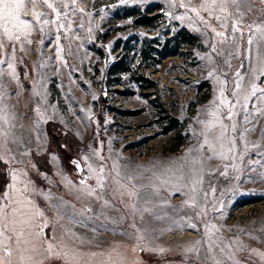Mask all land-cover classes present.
Instances as JSON below:
<instances>
[{
	"label": "rangeland",
	"instance_id": "obj_1",
	"mask_svg": "<svg viewBox=\"0 0 264 264\" xmlns=\"http://www.w3.org/2000/svg\"><path fill=\"white\" fill-rule=\"evenodd\" d=\"M48 2L0 28V228L49 224L48 264H264V0Z\"/></svg>",
	"mask_w": 264,
	"mask_h": 264
},
{
	"label": "crops",
	"instance_id": "obj_2",
	"mask_svg": "<svg viewBox=\"0 0 264 264\" xmlns=\"http://www.w3.org/2000/svg\"><path fill=\"white\" fill-rule=\"evenodd\" d=\"M5 223V227L0 228L2 230V237L5 238V244L12 250L17 248L21 253L16 256L20 264H41L42 262L49 260L50 256L46 257V248L43 246L45 240L43 236L42 225L37 227L31 223L24 221ZM11 224V225H9ZM8 240V241H7ZM11 261L10 256H0V264H8Z\"/></svg>",
	"mask_w": 264,
	"mask_h": 264
},
{
	"label": "trees",
	"instance_id": "obj_3",
	"mask_svg": "<svg viewBox=\"0 0 264 264\" xmlns=\"http://www.w3.org/2000/svg\"><path fill=\"white\" fill-rule=\"evenodd\" d=\"M151 12V9L148 10V12H145L143 13L142 15H139L137 14V18H136V24L140 27H150V28H156L157 24L160 23L161 20H159L158 16L154 17V18H150L147 16V13H150ZM158 19V20H157ZM152 20H157L156 24L155 25H152L151 24V21ZM195 41V38L190 35L187 31L185 30H182L181 32L179 33H176L174 35L173 38H169V39H165L163 43L160 44V49L159 50H155L160 56L161 58H166V57H170V56H176L177 55V52L175 49H172L170 50L169 52H165L166 51V48L168 46V44H172L174 47H177L178 44H181V43H194ZM123 61H124V56L122 55L119 60L117 62H115L112 66L113 69H116V68H120L121 66H123ZM130 71V68H128V66H125L124 65V68L120 69V70H117V73H127ZM113 74V75H115ZM55 126L54 124L52 123H48L47 126H46V132H47V135L48 136H52L51 133H50V127H53ZM32 158L33 160H37V159H41V158H45L44 156H40V155H37V154H33L32 155ZM8 182V168L7 166L1 162L0 160V199H2L3 197V193H4V189H5V186ZM50 230H51V226L48 224L45 228H44V231H43V236L44 238L48 241L50 240L51 236H50ZM58 261V258H55V259H51L49 258V260L46 261V263H50V262H57Z\"/></svg>",
	"mask_w": 264,
	"mask_h": 264
},
{
	"label": "snow or ice",
	"instance_id": "obj_4",
	"mask_svg": "<svg viewBox=\"0 0 264 264\" xmlns=\"http://www.w3.org/2000/svg\"><path fill=\"white\" fill-rule=\"evenodd\" d=\"M43 2L47 8L56 11L53 4L49 3L48 0H43ZM27 3L31 5L35 18L39 20L42 13L35 12L36 0H27ZM73 3H75V0H73ZM26 6V0H0V28L3 29L9 40H19L20 34L30 29L31 25L29 21L21 18L22 11ZM221 10L223 11L224 9L222 8ZM44 23H48V21L45 20ZM13 29H15V32H13ZM217 35L223 36V33L218 32ZM228 119H231V115L228 116ZM224 134V132L221 133V138Z\"/></svg>",
	"mask_w": 264,
	"mask_h": 264
}]
</instances>
